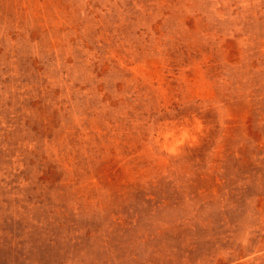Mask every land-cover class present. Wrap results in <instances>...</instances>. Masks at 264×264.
<instances>
[{"label":"rangeland","instance_id":"1","mask_svg":"<svg viewBox=\"0 0 264 264\" xmlns=\"http://www.w3.org/2000/svg\"><path fill=\"white\" fill-rule=\"evenodd\" d=\"M0 264H264V0H0Z\"/></svg>","mask_w":264,"mask_h":264}]
</instances>
